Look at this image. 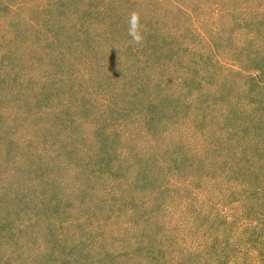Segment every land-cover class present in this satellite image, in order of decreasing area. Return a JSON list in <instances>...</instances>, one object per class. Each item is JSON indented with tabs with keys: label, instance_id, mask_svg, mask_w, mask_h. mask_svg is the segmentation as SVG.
Segmentation results:
<instances>
[{
	"label": "rangeland",
	"instance_id": "rangeland-1",
	"mask_svg": "<svg viewBox=\"0 0 264 264\" xmlns=\"http://www.w3.org/2000/svg\"><path fill=\"white\" fill-rule=\"evenodd\" d=\"M0 264H264V0H0Z\"/></svg>",
	"mask_w": 264,
	"mask_h": 264
}]
</instances>
